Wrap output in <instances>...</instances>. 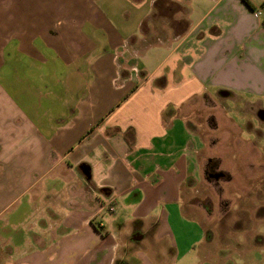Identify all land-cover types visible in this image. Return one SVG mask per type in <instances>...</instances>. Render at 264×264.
I'll use <instances>...</instances> for the list:
<instances>
[{"label": "crops", "instance_id": "0c3cea01", "mask_svg": "<svg viewBox=\"0 0 264 264\" xmlns=\"http://www.w3.org/2000/svg\"><path fill=\"white\" fill-rule=\"evenodd\" d=\"M205 1L196 20L191 0H0V264H228L185 210L203 146L179 112L264 102V24L252 0ZM252 237L220 252L263 253Z\"/></svg>", "mask_w": 264, "mask_h": 264}, {"label": "rangeland", "instance_id": "374dc122", "mask_svg": "<svg viewBox=\"0 0 264 264\" xmlns=\"http://www.w3.org/2000/svg\"><path fill=\"white\" fill-rule=\"evenodd\" d=\"M201 2L206 3L191 0L196 20L201 13L195 6ZM252 2L262 19L264 13H258L262 0ZM261 99L234 90L227 95L216 92L195 98L179 112L186 117L188 126L198 134L203 146L198 157L199 179L194 184L190 181L192 186L187 183L184 193L185 210L197 217L206 230L205 258L221 259L226 255L228 264H264V252L239 253L229 247L225 253L220 252L226 246L242 250L254 240L251 239L254 233L264 234V119L257 111L258 103H264ZM188 227L195 229L192 224ZM140 250L130 253L128 261L150 264L146 252ZM213 251L217 252L214 258ZM175 264L208 263L193 249L177 253Z\"/></svg>", "mask_w": 264, "mask_h": 264}, {"label": "trees", "instance_id": "16d2710c", "mask_svg": "<svg viewBox=\"0 0 264 264\" xmlns=\"http://www.w3.org/2000/svg\"><path fill=\"white\" fill-rule=\"evenodd\" d=\"M247 6H249V8L254 9V6L252 5V3L249 0H242ZM262 7H264V1L262 3ZM263 19V24H264V17Z\"/></svg>", "mask_w": 264, "mask_h": 264}, {"label": "water", "instance_id": "95a60500", "mask_svg": "<svg viewBox=\"0 0 264 264\" xmlns=\"http://www.w3.org/2000/svg\"><path fill=\"white\" fill-rule=\"evenodd\" d=\"M227 95V94H229V92H223L222 93V95ZM258 116L260 117V118H262V119H264V109H261V110H259L258 111ZM217 176H219V175H217Z\"/></svg>", "mask_w": 264, "mask_h": 264}, {"label": "built area", "instance_id": "2783aa9c", "mask_svg": "<svg viewBox=\"0 0 264 264\" xmlns=\"http://www.w3.org/2000/svg\"><path fill=\"white\" fill-rule=\"evenodd\" d=\"M258 13L261 14V13H264V7H262L261 9L258 10ZM111 210H113V207L110 208Z\"/></svg>", "mask_w": 264, "mask_h": 264}]
</instances>
